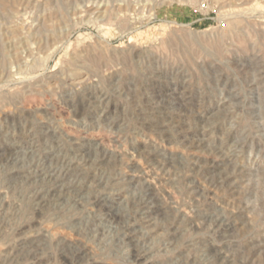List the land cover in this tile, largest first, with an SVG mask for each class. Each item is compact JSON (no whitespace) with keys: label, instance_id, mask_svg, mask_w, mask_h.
<instances>
[{"label":"rangeland","instance_id":"374dc122","mask_svg":"<svg viewBox=\"0 0 264 264\" xmlns=\"http://www.w3.org/2000/svg\"><path fill=\"white\" fill-rule=\"evenodd\" d=\"M200 2L0 0V264H264V0Z\"/></svg>","mask_w":264,"mask_h":264},{"label":"bare ground","instance_id":"6f19581e","mask_svg":"<svg viewBox=\"0 0 264 264\" xmlns=\"http://www.w3.org/2000/svg\"><path fill=\"white\" fill-rule=\"evenodd\" d=\"M62 196V193L61 195ZM40 200V199H39ZM94 205L96 206V208H99L101 211H103L106 215H108V217L113 220V221H121L122 220V214L120 212V209H118L114 204H111V203H107L105 201H102V200H99V199H95L94 201ZM45 211V210H44ZM130 243H133V238L132 236L130 237L129 239ZM22 245V244H21ZM214 247V246H213ZM72 248V247H71ZM24 249V248H23ZM76 249V248H75ZM32 251V250H31ZM34 251V250H33ZM210 251L212 253H214L215 255V258L217 260H220L222 259L221 257V254L214 251L213 248L210 247ZM22 252V251H21ZM23 252H26L23 250ZM72 252V251H71ZM139 252V251H138ZM138 252L136 251V249H134V252H133V260L134 262H137L138 259H139V255H138ZM69 253V252H68ZM35 254V253H34ZM75 259H78V260H82L84 258H86V253L83 251V248H78L76 251H75ZM140 254V253H139ZM20 255V254H19ZM22 255V254H21ZM31 255V254H29ZM62 258L66 260V262H69V258L68 256H66L64 253H62ZM89 259V258H88ZM91 264H94V263H91Z\"/></svg>","mask_w":264,"mask_h":264},{"label":"built area","instance_id":"2783aa9c","mask_svg":"<svg viewBox=\"0 0 264 264\" xmlns=\"http://www.w3.org/2000/svg\"><path fill=\"white\" fill-rule=\"evenodd\" d=\"M199 6H200V8H201L202 11H203V10H207V8H208L207 0H201Z\"/></svg>","mask_w":264,"mask_h":264}]
</instances>
